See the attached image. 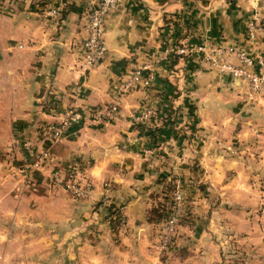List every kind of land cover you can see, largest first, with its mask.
I'll return each mask as SVG.
<instances>
[{
  "label": "crops",
  "instance_id": "0c3cea01",
  "mask_svg": "<svg viewBox=\"0 0 264 264\" xmlns=\"http://www.w3.org/2000/svg\"><path fill=\"white\" fill-rule=\"evenodd\" d=\"M87 2L0 0L5 69L0 80L9 98L6 113L0 112V127L8 133L0 145L17 164L0 170V202L26 198L19 189L22 180L36 186L28 198L50 201L0 208L1 213L8 223L43 231L27 243L43 257L50 246L57 248L53 264H217L207 239L211 224L194 219L191 226L180 225L179 236L158 252L145 213L168 181L184 192L201 182L222 202L254 194L257 173L248 166L264 172V95L249 98L240 83L204 63L193 49L229 45L264 54V0H116L103 21L106 52L82 70ZM50 5L59 8L56 16L45 13ZM249 20L260 26L251 41ZM177 47L188 53L174 54ZM144 65L154 70L152 86L119 94L122 76ZM111 102H117L111 118L95 119L97 109ZM147 109V119L131 120ZM66 112L72 120L64 137L47 144L40 126ZM222 131L230 137L223 138ZM20 139L31 142L33 153L46 152L35 174L25 166L33 156L14 142ZM72 162L90 185L83 198H73L56 183ZM34 178L37 183H29ZM104 198L123 218L115 232L99 203ZM222 207L239 213L236 206Z\"/></svg>",
  "mask_w": 264,
  "mask_h": 264
},
{
  "label": "built area",
  "instance_id": "2783aa9c",
  "mask_svg": "<svg viewBox=\"0 0 264 264\" xmlns=\"http://www.w3.org/2000/svg\"><path fill=\"white\" fill-rule=\"evenodd\" d=\"M116 0H88L84 9L83 38L80 42V67L87 69L98 61L106 52L103 40V21L105 16L115 8ZM59 8L54 5L47 6L45 13L48 16H56ZM246 36L249 41L253 40L260 29L256 20H249L246 23ZM21 47V45H19ZM193 51L200 54L204 63L214 67L218 73L230 76L240 83L246 96L264 95V54H250L232 46L222 45H198ZM174 54H186L188 50L184 47H177L172 50ZM231 58V59H230ZM155 79V73L150 65L137 67L127 72L118 82L117 91L119 94H126L137 87L149 88ZM117 110V102H111L102 108L97 109L95 119L108 120ZM151 110L147 109L131 116L133 122H141L147 119ZM72 118L69 112L64 113L56 122L42 124L40 133L47 144H53L64 137ZM21 147L23 152L33 159L25 166L32 173H36L41 160L46 157V152L33 153L32 144L28 139L14 140ZM56 183H61L62 187L77 198L85 197L90 185L81 181L80 169L77 163L72 162L66 167V175L63 178L56 177ZM103 205H108V199L102 200ZM186 201L183 191L175 184L170 195L168 205V215L164 220L162 230L157 236L156 249L161 252L170 246L172 238L177 234L180 226V219L185 214ZM118 224H123L120 216Z\"/></svg>",
  "mask_w": 264,
  "mask_h": 264
},
{
  "label": "rangeland",
  "instance_id": "374dc122",
  "mask_svg": "<svg viewBox=\"0 0 264 264\" xmlns=\"http://www.w3.org/2000/svg\"><path fill=\"white\" fill-rule=\"evenodd\" d=\"M4 72L3 60L0 59V77ZM5 91V84L0 80V112H4V114L9 108V98ZM4 128L0 127V143H4L7 140L8 133L5 135ZM221 133L223 138L230 137V134L225 135V131ZM236 147L237 151L240 150L238 143ZM232 151H236V148ZM226 152H231V150L228 149ZM15 166H17L16 160L14 161L11 156V151L7 150L6 146L2 148V145H0V170L3 171L5 167L11 169ZM20 168L23 167L21 166ZM248 169H254L252 172L257 173V179L254 181L255 192L252 197L247 199L238 198V202L231 203L225 198L222 202L220 198L204 189L203 183L197 181L192 183L194 190L183 191L186 209L184 216L180 219V225L183 227L191 226L194 219L208 223V225L211 224L207 239L211 242L209 243L217 256V264H264V172H257L258 170L253 164L249 165ZM35 181L37 183L34 178L29 183H35ZM33 187L27 184L25 180H22V182H19V189L21 193L24 192L26 194V198L21 200V202L10 199L2 200L0 208L7 210L16 206L25 208L27 205L48 204L50 201L46 202L45 198L37 200L34 197L35 195L27 197V194H29L28 190L30 192L35 191ZM66 192L73 198H77L68 191ZM62 199L67 201L66 198L62 197ZM102 200L99 203L103 205ZM231 205L236 206L234 209H238V214L223 212V210L218 209V207L222 206V209H230ZM1 210L0 264H53L51 255L52 251H56L57 248L50 246L51 253H48V257H43V255L39 256L37 253H32V249L36 248V246L27 243L29 238L32 240L41 237L43 231L38 227L30 229L26 228V225L23 227L21 222L8 223ZM174 240H172L170 245Z\"/></svg>",
  "mask_w": 264,
  "mask_h": 264
},
{
  "label": "trees",
  "instance_id": "16d2710c",
  "mask_svg": "<svg viewBox=\"0 0 264 264\" xmlns=\"http://www.w3.org/2000/svg\"><path fill=\"white\" fill-rule=\"evenodd\" d=\"M175 57V55H174ZM175 61V58L173 59V62ZM175 187L174 182L168 181L167 184L164 186V189L162 191L161 197L158 199V201H155L153 205H151L145 213V219L149 223H153L154 231H155V237L157 238L158 234L162 230L164 220L166 219L168 215V205L170 203V195ZM102 208L105 211V218L107 220V224L111 231H117L119 229V218L120 213L118 211V207L109 203L108 205H102ZM177 234L172 238L174 240L176 238Z\"/></svg>",
  "mask_w": 264,
  "mask_h": 264
},
{
  "label": "water",
  "instance_id": "95a60500",
  "mask_svg": "<svg viewBox=\"0 0 264 264\" xmlns=\"http://www.w3.org/2000/svg\"><path fill=\"white\" fill-rule=\"evenodd\" d=\"M235 81H237L236 79H234Z\"/></svg>",
  "mask_w": 264,
  "mask_h": 264
}]
</instances>
